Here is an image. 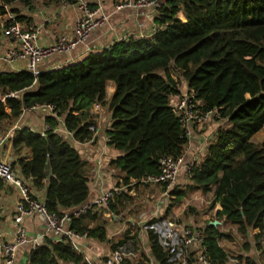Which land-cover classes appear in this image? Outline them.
<instances>
[{
    "label": "trees",
    "instance_id": "16d2710c",
    "mask_svg": "<svg viewBox=\"0 0 264 264\" xmlns=\"http://www.w3.org/2000/svg\"><path fill=\"white\" fill-rule=\"evenodd\" d=\"M35 1L0 0L5 6L19 2L25 7ZM159 12L155 23L162 29L149 39L115 42L82 62L37 76L25 70L0 72V124L32 107H54L55 116L45 118L49 130L44 136L26 128L15 131L13 148L31 151L30 160H18L20 173L43 190L39 200L49 213L60 214L87 201L84 163L76 148L55 132L57 118L64 119V130L76 140L89 141L88 128L94 125L89 109L105 103L106 83L113 81L108 104L112 122L106 136L119 155L111 165L123 174L125 183L156 176L161 158L182 155L185 142L170 102L180 96L186 82L206 111L213 109L226 121L202 163L188 172V188L212 193L210 209L219 206L216 219L236 226L238 234L259 248L264 240V141L255 142L253 137L264 126V0H164ZM4 14L0 7V16ZM187 190L171 192L175 199L169 209ZM107 210L116 211L115 204ZM95 219L87 212L72 221L71 229L104 241L103 227L87 230L84 225ZM203 219L210 264H228L218 241L236 238L208 226L206 216ZM147 236L155 260L171 264L157 237L150 231ZM29 260L30 264H85L67 243L47 242L33 250ZM243 261L259 264L249 256Z\"/></svg>",
    "mask_w": 264,
    "mask_h": 264
},
{
    "label": "crops",
    "instance_id": "0c3cea01",
    "mask_svg": "<svg viewBox=\"0 0 264 264\" xmlns=\"http://www.w3.org/2000/svg\"><path fill=\"white\" fill-rule=\"evenodd\" d=\"M118 1L119 0H102V11L107 16L109 15L107 26L92 32L91 36L88 38L87 44L79 46L71 54H68L67 57L54 56L51 57L52 59L48 58V61L51 60L49 64H43L44 61L41 62L37 67L39 72L65 68L70 64L82 62L88 57V50L93 51L92 53L100 52L107 49L113 43L118 42L123 37L132 35L149 37L156 27L155 14L152 13L148 17L142 16L138 18L135 17L134 13L130 10L114 12V3ZM12 8L15 9L14 12L19 15L21 18H19V20L25 27H41V32L39 34L41 45L53 43L60 35L72 37L75 22L79 17L77 10L71 2L68 3L67 7H62L58 0L35 1L32 6L27 7L26 10L22 9V4L15 2ZM12 46L13 42L11 39L2 36L0 30V55ZM22 70H25L23 63L7 65L0 63V72ZM182 87L185 89L184 84ZM181 88L180 95L183 94ZM114 90L115 83L113 81L107 82L105 86V103L101 104L99 109H95L93 105L89 109V120H92L96 127V132L90 143L75 144L72 140V136H69L63 128L64 119L62 117L58 119L59 125L57 127V133L61 134L66 141L76 148L79 157H81L84 163L83 169L89 180L88 199L83 204L79 205V207L90 205L98 201L104 193L110 192L113 188L119 186L120 179H124L123 174L111 165V162L118 157L119 153L112 146H109V140L106 136L112 122L108 104L113 96ZM177 98L178 97H172L170 102L171 106ZM33 111L35 115L28 117L27 114ZM106 111L107 115L105 114ZM90 112H92L93 115H90ZM49 115H51V113L44 109L24 111L19 118L15 120L1 122L0 131L5 133V130H7L9 126H15L19 130L26 128L28 130L30 129L32 132L41 134L45 131L46 127L45 118ZM212 128L213 124L211 126H206L205 129H197L191 142L186 145L182 151L184 167L179 173L180 175L175 188L177 191L188 190L182 200L173 206L171 213L183 216L184 219L181 218V222L192 228H204L206 226L205 222L201 220L200 214L205 209H208L213 200V194H203L195 187L188 188L191 186V182L190 177L186 174V170L193 167V165L202 163L206 155L203 146L206 140H210V131ZM260 132H262V129L258 133ZM1 139L3 138L0 133V140ZM30 155V149L22 148L20 150H15L10 141L4 142L0 152V157L11 162L17 173H20L18 160L28 161L30 160ZM33 192L38 198L43 195V190L36 189V191L33 190ZM16 197L17 190L14 187H9L0 183V227L5 239L11 236L15 226L14 212L17 201ZM167 202V199L161 193L160 187L151 186L146 183L137 185L134 183L132 187L125 189L121 195V199L115 203L116 211L111 213L106 209L104 210L102 207H97L94 209L96 219L85 221L84 225L87 227V230L103 227L104 237L106 238L104 241H100L96 238L92 239L87 237L78 241L79 252L82 258L94 264H102V261L106 259L113 245L124 239V236H128L130 237L129 240L132 241V245L138 250L140 258L128 260L124 264H159L155 260V257L152 256L147 232L144 227L147 223L162 217L168 208ZM217 207H215V209H219L218 205ZM75 209H77V207L63 209L59 212H72ZM190 209L197 214L194 218L192 215L184 216L185 214L193 213ZM187 211H189V213ZM214 211L209 214L210 221L215 219ZM220 221H222L223 225H230L224 218ZM23 227L28 238L39 236L45 232L43 220L36 215L25 218ZM216 228L218 231L223 232L220 227L218 228L217 226ZM27 253L28 249L20 248L16 255L15 264H25ZM257 257L256 255L254 258L255 261H257Z\"/></svg>",
    "mask_w": 264,
    "mask_h": 264
},
{
    "label": "built area",
    "instance_id": "2783aa9c",
    "mask_svg": "<svg viewBox=\"0 0 264 264\" xmlns=\"http://www.w3.org/2000/svg\"><path fill=\"white\" fill-rule=\"evenodd\" d=\"M42 1V0H38ZM62 7H67L68 3L77 10L79 17L77 18L74 28L73 36L68 37L60 35L53 43L41 45L39 41L41 27H25L19 20V15L14 12L15 9L12 5H3L0 2V7L3 8L5 14L0 16L1 24L0 30L2 36L8 37L13 42V46L7 49L6 52L0 55L1 64H14L23 63L25 71L30 72L33 76H37L40 72L37 69L38 65L54 56L67 57L79 46L87 44L88 38L91 33L97 29L107 26L108 18L102 11V0H58ZM43 2V1H42ZM19 3V2H18ZM164 5V0H119L114 3V12L132 11L135 17L150 16L155 14V19L159 16V10ZM93 6V7H91ZM11 8V9H10ZM22 5V9L26 10ZM156 24V23H155ZM162 27L156 24L149 37L153 36L156 31ZM149 37H139V35H132L123 37L120 41H128L129 39H149ZM93 51L88 50V55ZM75 64V63H74ZM62 69V68H60ZM175 80H178V75H173ZM185 84V92L180 95L174 103H172L173 113H175L180 129V138L188 145L193 136L196 134L197 129H205L206 126L213 128L210 131V140H206L203 150L206 151L208 146L211 145L217 137V131L224 125L225 120L218 116L215 110H205L203 103L197 98L196 93L187 89ZM13 96V95H12ZM172 99V98H171ZM100 103L93 104L95 109L100 108ZM32 109H44L53 114L54 107L52 105L36 106ZM93 115L90 112V115ZM59 118H57L58 120ZM59 123V122H58ZM19 130L15 126H9L5 133L0 131L2 138L0 140V152L5 141L12 142L15 131ZM49 128L46 126L44 133ZM58 128L55 129L57 132ZM88 131L92 133L89 141L80 142L76 140L71 133H66L72 136L75 144H86L92 141L93 135L96 132V127L91 125ZM73 143V142H72ZM183 147V149H184ZM182 154V153H181ZM183 154L178 157H163L159 160V172L156 176L142 178L140 180L129 179L125 183L124 179L119 180V186L113 188L110 192L104 193L98 201L90 205L77 206L72 212H62L60 214L47 211L44 203H42L36 194L33 192L36 189L32 186V178L26 179L21 173H17L13 168L11 162H8L0 157V183L7 186L14 187L17 190V201L15 204L14 223L15 226L11 236L5 239L0 227V264H15L16 255L20 248L28 249L26 255V263L30 264L29 256L31 252L39 247H42L50 242L51 244L67 243L75 251L76 254L81 255L79 252L78 241L87 238V235L77 233L71 229L72 221L79 219L80 216L90 212L94 213V209L102 207L104 210L108 209L110 204H115L121 199L122 193L126 188L132 187L134 183L148 184L161 188V193L167 199L168 208L161 218L155 219L153 223H147L144 227L145 231H150L157 237V241L164 254L169 256L171 264H210V258L206 254L204 242L206 235L204 228L189 227L181 222L180 215L171 213L172 205L175 196L171 192L176 189V183L181 169L184 167ZM191 168L186 170V174ZM189 176V174H188ZM36 215L43 220L45 232L36 237L28 238L23 227L25 218H30ZM215 216V214H214ZM218 220L214 219L213 221ZM209 221V222H208ZM207 225L213 221L208 220ZM220 221V220H218ZM152 222V221H151ZM219 226V225H217ZM216 226V227H217ZM122 240H126L123 244L116 243L113 245L110 253L102 264H124L128 260L139 259L138 250L132 245L130 237L124 236ZM121 240V241H122ZM228 264L230 258L228 257ZM85 264H94L88 260H84Z\"/></svg>",
    "mask_w": 264,
    "mask_h": 264
},
{
    "label": "rangeland",
    "instance_id": "374dc122",
    "mask_svg": "<svg viewBox=\"0 0 264 264\" xmlns=\"http://www.w3.org/2000/svg\"><path fill=\"white\" fill-rule=\"evenodd\" d=\"M50 62H51V60H49V61L47 60V61H44L43 64H46V63L49 64ZM181 92L182 93L185 92L184 87L181 88ZM0 99H1V96H0ZM28 110H31V109H28ZM105 114L107 115V111L105 112ZM34 115H35L34 111L27 114L28 117L34 116ZM253 140L255 142H258V143L264 141V127L262 128V132L254 135ZM215 207H217L216 204L214 205V209H215ZM214 209L211 210L210 205H209L208 209H205L204 211L201 212V214H200L201 220L204 221L203 218H204V216H206L207 221H208L209 216H210L209 214H211L214 211ZM187 212L189 213V211H187ZM186 215H192L194 218V216L197 214L193 212L192 214L189 213V214H185L184 216H186ZM181 218L184 219L183 216H180V219ZM214 218H216V216ZM204 222H206V221H204ZM220 222H221V225H219L218 228L220 227L221 231L223 230L224 233L232 234L236 238L235 241H233V242L226 240V239H221L218 241L220 247L226 252L228 257L230 258L229 264H245V262L243 261V258L249 256L252 259H254L256 257V255L258 256L257 262L259 264H264V240L261 241L259 248H258L257 246H255V243L250 238L243 237L242 235L238 234L236 226L234 227L232 225H223L222 221H220ZM246 243L248 244L247 247H245ZM239 258H242V259L240 260Z\"/></svg>",
    "mask_w": 264,
    "mask_h": 264
},
{
    "label": "water",
    "instance_id": "95a60500",
    "mask_svg": "<svg viewBox=\"0 0 264 264\" xmlns=\"http://www.w3.org/2000/svg\"><path fill=\"white\" fill-rule=\"evenodd\" d=\"M209 225L212 227H216L217 225H221V222L218 220H215L214 222L210 223Z\"/></svg>",
    "mask_w": 264,
    "mask_h": 264
}]
</instances>
